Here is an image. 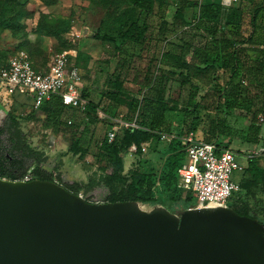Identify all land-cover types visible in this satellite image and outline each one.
Segmentation results:
<instances>
[{
	"label": "rangeland",
	"instance_id": "1",
	"mask_svg": "<svg viewBox=\"0 0 264 264\" xmlns=\"http://www.w3.org/2000/svg\"><path fill=\"white\" fill-rule=\"evenodd\" d=\"M191 1L207 4L222 0ZM177 4L182 5V0H156L153 11L145 13L124 0H0V60L25 50L36 66L45 70L56 56L65 54L69 61L66 70L69 71L71 65L79 70L84 95L99 105L97 110L91 109L89 120L76 113V125L67 127L63 120L48 121L46 114L36 111L29 94L20 89L12 90L8 99H5L8 93L0 95V127L3 130L0 138L8 149L30 161L34 155L38 156L40 167L54 181L63 186L78 185L80 194L91 202H107L111 189L106 173L113 168L107 167L105 160L98 157L101 141L115 126L122 127L119 131L127 128L126 124L141 126L140 108L119 104L115 96L118 93L119 98L116 84L119 74L124 83L122 96L129 102L163 95L171 104L178 103L180 110L176 112L172 131L166 135L176 138L188 135L192 116L183 112L184 108L195 100L200 101L215 84L224 86L229 80L222 72L216 74L217 71L208 69L201 56L200 50L211 40L208 25L196 26L195 8L186 9L184 19L176 18ZM238 5L246 13L259 10L257 25L264 41L263 0L242 1ZM131 21H138L140 25L145 21L148 25L140 40L121 43L117 50L116 41L101 38L112 34L120 40L122 25ZM249 32L246 24L243 36ZM179 74L183 76L178 77ZM185 78L190 82H183ZM257 88L249 85L246 91L249 98L234 109L205 112L198 134L212 139L211 126L218 123L220 140L230 144L239 154V162L246 163L245 157L249 155L259 157L264 167V123L260 124L259 141L247 142L252 135L249 134L251 115L248 113L262 109L264 104V92L260 93ZM77 131L82 134L81 143L89 149L84 157L70 152ZM52 137L54 142L50 144ZM176 142L162 135L158 145L155 141L144 143L142 153L129 148L123 154L124 174L160 172L165 155L177 148ZM164 172L168 186L174 187L175 173L167 167ZM234 178L240 182L243 172H235ZM236 200L247 202L253 214L264 219L263 182L252 185L250 191ZM164 202L173 211L181 210L169 199Z\"/></svg>",
	"mask_w": 264,
	"mask_h": 264
},
{
	"label": "water",
	"instance_id": "2",
	"mask_svg": "<svg viewBox=\"0 0 264 264\" xmlns=\"http://www.w3.org/2000/svg\"><path fill=\"white\" fill-rule=\"evenodd\" d=\"M0 264H264V224L233 207L98 203L0 176Z\"/></svg>",
	"mask_w": 264,
	"mask_h": 264
},
{
	"label": "trees",
	"instance_id": "3",
	"mask_svg": "<svg viewBox=\"0 0 264 264\" xmlns=\"http://www.w3.org/2000/svg\"><path fill=\"white\" fill-rule=\"evenodd\" d=\"M124 1L129 2L145 13L152 12L156 3V0ZM242 1L250 2L254 0H236L238 3ZM238 3H232L226 7L221 1L200 4L196 1L182 0V5L179 6L177 4L176 18L184 19L185 10L187 8H195L197 13L195 18L196 26L200 28L203 24L208 25L211 40L207 41L200 50L201 56L204 58V63L208 69L211 68L217 71L216 74L222 72L225 76L227 75L229 80L224 86L215 84L213 88L203 95L200 101L195 100L184 108L183 112L192 116L189 133L198 134V127L204 118L205 112H220L224 108L234 109L238 107L239 102L247 100L249 97L246 91L249 89V85L258 87L260 93L264 92V41L263 34L260 35L261 30L257 25L259 10L246 13ZM246 24L249 25L250 32L248 35L243 36ZM121 29L120 40L112 34L103 35L101 38L108 41H116V47L119 50L121 43L129 40H140L146 34L148 25L145 21L142 25L138 21H131L122 25ZM136 30H138L137 34L135 33ZM238 36L242 38L238 39ZM30 57L34 68L40 71L41 69L36 66L33 57L31 55ZM7 60L0 61L5 63ZM177 76L182 77L183 75L179 74ZM236 79H239L237 84L234 83ZM243 81H247V85ZM183 82L188 83L190 80L185 78ZM116 84L119 89V98L118 93L115 96L119 104L126 105L131 109L140 108L142 113L140 127H127L121 130L113 141H109L107 135L101 141L98 157L105 160L107 167L113 168L111 172L106 173V180L111 189V195H109L107 202L141 200L145 203H162L166 205L164 201L169 199L178 204L181 209L194 206L196 198L191 193L185 196L183 190L178 187V170L186 160V152L179 139H176L177 148L174 147L168 153L163 169L160 172H156L153 175L140 174L137 171H133L129 175L124 174L125 158L123 154L132 145H136L138 152L142 153L144 143L149 141H155L156 145L161 143L162 135L172 131L176 112L180 110L178 103L171 104L163 95H150L146 96L142 102L133 99L129 102L122 96L124 94V83L121 74L118 75ZM82 93L86 98L84 91ZM98 106L89 100L86 111L81 113L84 120H89L91 109L97 110ZM36 111L46 114V118L50 122L56 123L59 120H63L67 127L76 125L74 117L76 116L75 113L79 112L66 106L58 96L44 103ZM263 111L264 104L262 109L254 112L249 111L248 113L251 115L249 117V134L254 136L251 135L248 142L257 143L259 141L261 126L257 124V117L259 112ZM69 119H72V124L68 123ZM220 129V124L213 123L210 129L213 138H205V140L215 141L219 146L230 147V144L220 140ZM2 133L3 130L0 127V134ZM81 140L82 134L77 131L73 136L70 152L84 157L89 153V149L84 147ZM40 164L41 159L36 155L30 161L18 153L11 152L4 144V140L0 138V176H8L9 179L13 180L22 179L27 171L30 170L29 168L34 165V178L53 180L52 176L40 167ZM166 167L170 169L171 173H175L174 187L168 186L167 176L164 172ZM259 182L264 183V167L261 165L259 157H251L248 159V166L245 168L243 178L240 181L241 190L234 195L230 206L239 214L257 218L264 224V219H260L253 214L252 208L247 202L239 203L236 200V198L240 199L243 193L250 191L252 185ZM65 187L72 192L80 193L78 185Z\"/></svg>",
	"mask_w": 264,
	"mask_h": 264
},
{
	"label": "built area",
	"instance_id": "4",
	"mask_svg": "<svg viewBox=\"0 0 264 264\" xmlns=\"http://www.w3.org/2000/svg\"><path fill=\"white\" fill-rule=\"evenodd\" d=\"M234 1L236 0H223L225 6H230ZM67 65V56L58 55L47 69L39 71L34 68L27 51H18L5 63L0 61V92L10 95L12 90L20 89L29 94L36 109L58 96L69 108L84 113L89 100L82 93V76L72 65L67 71ZM243 82L247 85V81ZM72 122V119L68 120L69 124ZM258 123H264V111L258 114ZM126 126L137 127L135 124ZM121 128L115 126L108 133L109 141L117 137ZM163 138H168L170 142L179 139L186 152V160L178 170V187L183 190L185 196L191 193L196 198V204L189 208L231 207L234 195L241 190L240 182L234 178V173L244 170L238 160V153L231 147L207 141L194 132L182 138L163 134ZM131 150L136 151L137 146L132 145ZM34 177L33 169H30L22 180H32Z\"/></svg>",
	"mask_w": 264,
	"mask_h": 264
},
{
	"label": "crops",
	"instance_id": "5",
	"mask_svg": "<svg viewBox=\"0 0 264 264\" xmlns=\"http://www.w3.org/2000/svg\"><path fill=\"white\" fill-rule=\"evenodd\" d=\"M221 3L224 5V2H223V0L221 1ZM225 6V5H224ZM187 9H189V8H187ZM5 93L4 92H0V95H2V96H5L4 95ZM8 95L9 94H7L6 96H5V99H8ZM87 98V97H86ZM88 99V98H87ZM89 100V99H88ZM76 113H79V112H76ZM75 113V114H76ZM257 120H258V117H257ZM249 122H250V119H249ZM257 124H259V123H257ZM260 125V124H259ZM261 131H262V126H261ZM261 131H260V135L259 136H261ZM199 135V134H198ZM202 138H204V137H202ZM205 139V138H204ZM248 142V141H247ZM249 143H251V142H249ZM251 144H253V143H251ZM231 147V146H230ZM232 148V147H231ZM167 156H168V154L167 155H165V159H164V163H165V160H166V158H167ZM238 156H239V154H238ZM249 158H251V156H249V155H247L246 157H245V159H246V163H242V162H240L242 165H243V167H244V170H245V168L248 166V159ZM244 170L243 171H241V172H244Z\"/></svg>",
	"mask_w": 264,
	"mask_h": 264
}]
</instances>
